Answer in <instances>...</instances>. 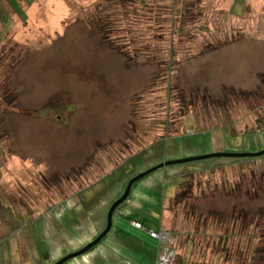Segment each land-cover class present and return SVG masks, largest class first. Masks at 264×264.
Instances as JSON below:
<instances>
[{"label":"rangeland","instance_id":"obj_1","mask_svg":"<svg viewBox=\"0 0 264 264\" xmlns=\"http://www.w3.org/2000/svg\"><path fill=\"white\" fill-rule=\"evenodd\" d=\"M262 151L264 0H0L1 197L35 221L41 204L77 206L39 250L0 242V264L82 251L130 180L160 164ZM6 222L0 211L1 238ZM161 229L175 264H264V155L145 176L102 242L65 264H151Z\"/></svg>","mask_w":264,"mask_h":264},{"label":"flooded vegetation","instance_id":"obj_2","mask_svg":"<svg viewBox=\"0 0 264 264\" xmlns=\"http://www.w3.org/2000/svg\"><path fill=\"white\" fill-rule=\"evenodd\" d=\"M1 162H3V161L0 159V167L2 166ZM75 170H77L76 167L73 168V173L75 172ZM59 174L60 173L56 172V170H55L53 173V177H55L56 179L57 178L61 179V175H59ZM41 176H42L43 184L44 183L47 184L46 189L51 193L53 191L52 194L54 197H56V195L60 196L61 187L55 182L49 183L48 180L50 178L47 179L46 176L43 175V173H41ZM72 177L73 178H71V176H70L69 180L76 183L77 182L76 176H72ZM56 190H58L59 192H57ZM85 191H87V189L82 190L80 193L81 194V201H82V198L85 194ZM2 192L3 191L0 190V211L6 215L7 222L5 224H6V227L8 228V233H7L6 237H4V238L0 237V242L6 241V242L10 243L11 246L14 247V246L21 245L22 243H27L28 241L29 242L31 241V245H32V242H35L34 244H35V246L38 247V250H39L41 244L46 239L45 238L46 237V228L48 229V231L51 230V228H48L47 225L56 226L57 224H59V222L61 220V216H60L61 208L66 207L67 204H65V205H63L61 203L57 204L54 201H52L53 204L50 203L48 205V207H45V208H44V205L42 206V204H41L39 207L42 209V215L38 219V221H35L34 219H31L32 208L29 207L26 202H22L23 201L22 199L21 200H14L17 202V204L22 202L20 204L21 206L19 207V206L14 204L12 197H10L11 195L10 196L5 195V197L2 198L1 197ZM124 193H125V191H124ZM77 195H78V193L76 192L75 196H77ZM123 195L124 194L122 193V196ZM122 196H120L118 199H120ZM85 207L86 206H84V208ZM44 210L49 213V220L48 221L46 220L47 218H46ZM73 210H77V206L74 205L73 209L71 207H70V209L67 208L64 211V213L67 214L68 211H73ZM57 221H59V222L57 223ZM28 231H29V233H28ZM28 235H29V239H28ZM50 239L56 240V237H51ZM9 249L10 248L6 249V251L8 252ZM8 255L10 257L11 254L8 253Z\"/></svg>","mask_w":264,"mask_h":264},{"label":"water","instance_id":"obj_3","mask_svg":"<svg viewBox=\"0 0 264 264\" xmlns=\"http://www.w3.org/2000/svg\"><path fill=\"white\" fill-rule=\"evenodd\" d=\"M264 155V151L260 152V153H256V154H213V155H209L206 157H200V158H190V159H186V160H181V161H170V162H166L163 164H160L156 167H154L153 169L140 174L139 176L133 178L130 180L124 195L118 199L110 208L109 212H108V225L106 227V229L94 240L92 241L90 244H88L82 251H78L76 253H72L68 256H66L65 258H63L62 260H60L58 263L56 264H65L67 261L76 258L86 252H88L89 250H91L93 247H95L96 245H98L99 243L102 242V240L110 233L111 229H112V225H113V217L114 214L116 212V210L118 209V207L123 204L128 197L130 196V192L131 189L133 187V185L139 181L140 179L144 178L145 176L161 169V168H165L166 166H170V165H174V164H179V163H184V162H190V161H195V160H202V159H208V158H215V157H228V158H257L260 156Z\"/></svg>","mask_w":264,"mask_h":264},{"label":"built area","instance_id":"obj_4","mask_svg":"<svg viewBox=\"0 0 264 264\" xmlns=\"http://www.w3.org/2000/svg\"><path fill=\"white\" fill-rule=\"evenodd\" d=\"M136 227L141 228V225L136 224ZM151 237L159 241V253L156 264H175L176 252L172 248V239L169 233L160 232L153 233L151 232Z\"/></svg>","mask_w":264,"mask_h":264},{"label":"trees","instance_id":"obj_5","mask_svg":"<svg viewBox=\"0 0 264 264\" xmlns=\"http://www.w3.org/2000/svg\"><path fill=\"white\" fill-rule=\"evenodd\" d=\"M169 135V134H168ZM136 224H139V225H141V228H138V227H136ZM66 227L68 226L69 227V229H70V231H73V230H75L76 228H74L73 227V225H72V222H68V223H66V224H64ZM131 225H132V228H134L135 230H144L145 231V225L143 224V223H141L140 221H136V220H133V221H131ZM147 231V230H146ZM151 232H153V233H160V232H164L163 230H160L159 232H155V231H149V233H151ZM100 235V234H99ZM98 235V236H99ZM150 238L151 239H153V240H157V239H155V238H153V237H151V234H150ZM95 240V239H94ZM93 240V241H94ZM158 241V240H157ZM158 243H159V241H158ZM160 246V245H159ZM158 250H159V247H158ZM59 262V261H58ZM57 262V263H58ZM56 264V263H55Z\"/></svg>","mask_w":264,"mask_h":264},{"label":"crops","instance_id":"obj_6","mask_svg":"<svg viewBox=\"0 0 264 264\" xmlns=\"http://www.w3.org/2000/svg\"><path fill=\"white\" fill-rule=\"evenodd\" d=\"M145 230H146V227H145ZM161 230H162V229H161ZM157 244H158L157 247H159V243H158V241H157ZM158 253H159V251H157L155 257L153 258V262H152L151 264H156V263H157ZM150 259H151V258H150Z\"/></svg>","mask_w":264,"mask_h":264}]
</instances>
